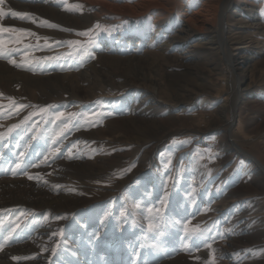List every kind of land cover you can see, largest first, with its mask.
<instances>
[{
	"label": "rangeland",
	"instance_id": "obj_1",
	"mask_svg": "<svg viewBox=\"0 0 264 264\" xmlns=\"http://www.w3.org/2000/svg\"><path fill=\"white\" fill-rule=\"evenodd\" d=\"M51 1L64 8V14L86 18L84 20H87V25H67L41 10H20L12 2L0 0V11L5 13L0 20L6 22H0V26L22 30L0 32V60L7 64L13 63V76L26 71L35 78L47 81L59 75L66 77L63 83L68 86L60 89L45 86L46 89L40 91V97L64 98L46 103L31 102L27 93L21 97L18 93L20 88L16 85L14 97L0 96V119L4 118L7 123L4 128L0 127V142H18L21 152L31 143L37 148L34 151L28 150V155L34 161L28 168L30 172L20 170L10 180L24 176L27 179L32 177L29 179L32 182L39 178L50 180L61 172L63 164L93 163L110 156L118 159L108 172L86 177V181L81 180L89 184L87 189L80 184H72L75 188L66 193L62 186L54 187L56 196L62 193L76 195L78 204L73 211L57 213L45 210L38 218L30 219L24 210L20 217L26 220L25 223L18 221L14 226L26 229L28 224L40 226L44 223H63L78 240L84 239V232H89L95 241L103 238L110 240L122 235L129 246L133 245L131 249L136 257L142 259V264H162L181 257L193 264H264V238L246 243L250 235L257 236L261 231L256 227V222L264 220V181L260 178L252 181L256 174L249 162L227 151L231 142L227 139L226 129L232 120V109L225 98L231 91L233 79L219 44L218 53L195 52V58L202 63L204 72H198L193 67L195 64L190 61L186 62V67H177L163 59L155 63L150 56L143 58L149 64L145 68L148 81L163 84L166 89L173 91L172 97H175V93L182 95L184 88L193 84H204V87H211L213 92H219L218 96L213 93L209 97L204 93L205 116L212 114L224 121L219 130L202 134L190 133L184 127H177L175 134L145 147L126 142L122 145H108L95 135L113 121L135 117L137 110L143 112L141 108H147L146 104L141 106L144 95L151 91L140 87L131 91L134 87L129 85L130 79L118 73H115L117 83L128 85L118 90L111 87L99 71H113L111 69L115 68H112V64L117 66V63L106 65L101 56H115L112 50L119 49L123 51V57H143L144 46L138 44L141 34L149 36V41L154 42L149 49L155 50L166 34H171L182 19L193 16V12L199 11L205 3L217 11L215 17L211 18L212 23L217 25L226 0H106L120 7L135 9L122 12L99 5L94 7L87 0ZM248 1L262 5L263 17L260 18L264 22V0ZM12 12L23 14V18L13 17ZM209 36L216 35L211 33ZM252 37L258 43L259 49L256 52L264 53L261 50L262 47L264 49V29L258 34H252ZM73 41L76 43H70ZM253 64L249 61L237 64L234 72L241 79ZM258 70L259 74L262 73L254 96L258 97V103L252 102L253 109L247 108L246 111V121L256 119V123L248 129L251 136L247 138L251 139L243 141L239 135L235 139L241 148L254 155L264 166L261 148L264 140V56L258 63ZM74 74L79 75L80 85H69L72 80L70 77ZM19 77L15 76L16 79ZM246 84L243 83L242 89ZM76 87L80 89L74 92ZM91 93H94V98H88ZM201 98L185 102L173 99V102L165 103V106L159 102L162 109L156 115H180L183 110L188 115L200 114L198 106L201 105ZM157 99L153 102L160 101ZM245 101L246 96L242 93L239 102L244 104ZM217 110L221 112L220 115H216ZM59 113L64 115L57 119ZM37 150L42 157H37ZM144 155L147 158L145 164H142L140 158ZM153 171L160 180L162 191H167L165 195L156 196L153 193L155 187L145 179L144 174ZM242 183L244 189L253 186L257 190H244L248 195L230 199L231 193ZM100 187L115 191L95 200V193L99 192ZM115 187H118V191ZM8 210L0 211V232L9 220L16 221L12 217L14 211ZM18 211L21 210L17 209L14 213ZM94 215L100 224L90 227L85 220ZM99 226L100 230L96 231ZM259 226L264 229L263 222ZM231 246L234 249L227 250ZM40 253L33 252L24 256L26 260H21L32 261Z\"/></svg>",
	"mask_w": 264,
	"mask_h": 264
},
{
	"label": "bare ground",
	"instance_id": "obj_2",
	"mask_svg": "<svg viewBox=\"0 0 264 264\" xmlns=\"http://www.w3.org/2000/svg\"><path fill=\"white\" fill-rule=\"evenodd\" d=\"M6 1L12 2L15 7L20 10H41L44 14L51 16L53 19L55 18L57 21L67 25H77V23H81L83 26L87 25V20H84L86 18L83 19V17H79L78 15V17H73L69 16L70 14H64L63 12L65 9L58 7L59 5L52 2L51 0ZM87 1L95 5L94 7L99 5L115 12L135 10L133 7H120L117 4L106 0ZM262 9V5H257L256 3H252L248 0H226V4L223 7L222 13L219 15L218 24L214 25V22L212 23L211 18L215 17L217 11H215V9H211V6L205 3L201 5V9L199 11L193 12V16H186L184 19H182L180 25H176L173 28L171 34H166L165 38L158 42L156 48L154 47L155 50H150L154 42H152V40L149 41V36L146 34H141L140 38L138 39V44L144 46L145 56L123 57L124 53L119 49L112 50V53H114L115 56H101V60L106 63V65L117 63V66H113L112 64V68H115L111 69L113 71H102V69L99 71V73L102 74L108 82H110L111 87H114L116 90H118L123 86L126 87L128 85V83H117L118 77L115 73H118L121 76L123 75L124 77L130 79L129 85L134 87L131 91H134L139 87L143 89L147 88L151 91L148 92L149 94L144 95L141 106L146 104L147 108L142 107L141 109L144 110L143 112H139L137 110L135 117L132 116L128 119L117 120L109 123L104 130H100L95 134L96 137L99 140L106 142L108 145H122L123 142H126L136 143L139 144L140 147H145L146 145L151 143L153 144V142H159L175 134V132L178 130L177 127H184L186 128L185 130L189 131L190 133L195 132L202 134H208L209 132L219 130L222 127V123L224 124V121H222L223 119L217 116L214 117L212 114L205 116L206 112L204 107V102H206V98L204 99V93L209 97L213 96V93L218 96L219 92H213L211 87H204V84H199L198 86L193 84L187 88H184L183 91L186 93L185 96L183 95L184 93L182 95L175 93L176 98L172 97L173 91L166 89L163 84L157 82L150 83L148 81L145 68H148L149 64L143 59L146 56H150V58L153 59L155 63L163 59L168 63L171 62L177 67H186L188 65L186 62L190 61L192 64H195L193 67L197 69L198 72H204V68L201 67L202 63H199L200 60L198 61V59L195 58V52L202 53L204 51L211 54L218 53L217 49L219 44V46H221L220 48L222 50V54L225 57L228 66L230 67V73L233 79L231 91L226 95L225 98L226 103L230 104L232 109V120L228 123L226 129L227 135L225 134L227 139H229L231 142L228 145L227 151H231L236 155H239V157L242 156L243 159L249 162L251 168H253V172L256 174V177H253L254 179L252 181L257 178H260L262 181H264V166L254 155L241 148L235 139L236 135L241 136L243 141L251 139L247 138L251 136V132H249L248 129L250 128L251 124L256 123V119L246 121L248 117L246 111L247 108H250L251 110L253 109V107H251L253 103H258V97L255 98V93L259 87L258 83L262 77V73L259 74L260 71L258 70V63L261 61L264 53H261L260 51L256 52L258 43L256 42L255 38L252 37V34H258L264 29V22H262L260 18L262 16ZM0 22L6 24V22L3 20H0ZM237 25L244 27L237 28ZM40 32L43 31L41 30ZM211 33H214L216 36L210 37L209 35ZM245 33L249 35H245ZM40 38L42 39L43 37ZM123 48L125 47L123 46ZM108 50H110V48ZM261 50H264L263 47ZM248 61L254 64L252 68L248 70L247 73H245L244 77L239 79L234 72V67H236L237 64L242 65ZM12 64L13 63L7 64L0 60V96H6L5 98L14 97V86L16 85L18 88H20L18 91L19 95L24 97L27 93V96H30L29 99H31V102L33 103H46L52 100L59 101L64 99H53L52 97L42 98L40 97V91H44L46 89L44 88L45 86L59 87V89L63 87L66 88L67 85L63 83V78L66 77L56 75L45 81L41 78H35L30 74H27L26 71H20L16 74L20 76L19 79L17 78V80L15 78L16 75L13 76L15 69L13 67L14 65ZM70 78H72V80H70L69 85H80L81 79L79 78L78 74H74ZM243 83H247L246 86L243 87L244 89L241 87L243 86ZM79 89L80 88L76 87L73 89V91L76 92ZM135 93L136 92H134V94ZM242 93H244L246 96V101L244 104L239 102V97H241ZM93 96L94 93H91L89 94L88 98H94ZM156 96L160 101L154 103L153 101L157 99ZM198 97H202L201 105L198 106V110H201L200 114L188 115L187 112L183 110L180 115H169L168 117H159V115H156V112L162 109V104H159V102H162L164 105L165 103L173 102V99H177L179 102H185L188 100H194L196 98L198 100ZM244 107L246 110H244ZM220 114L221 112H218L217 110L216 115ZM3 119H0V127L3 126L2 128H4L5 124L7 125L6 121ZM247 125L249 126L247 127ZM245 127H247L246 131L244 129ZM44 145L45 144L42 145L43 149L45 148ZM261 145L264 153V140H262ZM26 147L25 150L21 152L18 142H13L11 144L0 142V211L5 209H11L14 212L17 209L21 210L17 213H14L10 210L12 212V217L14 219L16 218V221L9 220L6 223L7 226H3L4 228L0 232V234H2V239H0V264H142V259L136 257L137 255L135 256L134 251L131 249L133 245L129 246L126 242V239H124L122 235H118L114 239L110 240H108L109 238H101V241H95L91 239L89 232H84V239L78 240L63 223H44L40 226H31L28 224L26 229H19L18 227L14 226V223L18 221L21 224L25 223L26 220L20 217V213L24 210L27 211L26 213L28 216H26L30 219L31 217L38 218L39 215H41V213H43L45 210H51L57 213L73 211L78 204L75 197L76 195H66L62 193V195L56 196L54 194L55 191H53L54 187L62 186V189L64 188V192L66 193L75 188L72 187V184H80V186H82L84 189H87L89 184L83 182V179L108 172L112 169V166L115 164V162H117L118 159L115 158L116 156H110L104 157L102 159L100 158L93 163L63 164L61 172L56 174V177L51 178L50 180L39 178V180L32 182L25 176L21 179L10 180V177L14 174H18L20 170H23L24 173L27 172L31 163L34 162L31 160L32 156L28 155L30 154L28 150L34 151L37 148L35 146L33 147L32 143ZM147 152H149V150ZM16 153L19 154L16 155ZM37 153L38 158L42 157L38 150ZM146 158L147 155H144L142 158H140V162L145 164ZM142 168L144 169V167H141V169ZM28 172H30V170H28ZM144 177L149 181L151 186L155 187L153 193L156 196L163 195V193L165 195L167 193L166 190L163 192V189H161L159 186L160 180L154 171L150 173L146 172ZM120 184L122 183H119V185ZM115 188H117L116 191H118V187ZM246 188L247 189H244V184L242 183L231 193L229 198L233 200L235 198L244 197L248 195V193L245 191H250L252 188V190H257L256 187L254 188L253 186ZM98 191L99 192L95 193V200L106 197L115 190H109L100 187ZM76 193H79V191ZM173 210L175 211V208H173ZM85 222L89 224L90 227L100 224L98 223L95 215L92 217H87ZM262 222L264 223V220L256 222V227L258 230L261 229L260 234L257 236L250 235V237H248L249 240L245 238L246 243L249 244L250 241L257 242L258 240L260 241L262 238H264V229L261 228L262 226H259ZM100 228V226L97 227L96 231H99ZM233 249L234 246H231L227 250L232 251ZM40 251L42 253L38 254L34 260L28 262L24 261L27 259L24 256H28L33 252ZM22 258L24 259L23 261L21 260ZM162 264L193 263H190L186 258L181 257L173 262H166Z\"/></svg>",
	"mask_w": 264,
	"mask_h": 264
},
{
	"label": "snow or ice",
	"instance_id": "obj_3",
	"mask_svg": "<svg viewBox=\"0 0 264 264\" xmlns=\"http://www.w3.org/2000/svg\"><path fill=\"white\" fill-rule=\"evenodd\" d=\"M4 15H5V13L2 12V11H0V17H3ZM11 15H12L13 17H15V16H20L21 18H23V14H20V13L12 12ZM97 27H99V25H97ZM20 31H22V30L0 26V32H20ZM0 43H2V42H0ZM70 43H76V42L73 41V42H70ZM41 111H44V109H41ZM63 115H64L63 113H59L58 116H57V119H59V117H60V116H63ZM31 178H32V177H29V179H31ZM149 211H151V210H149ZM149 227L151 228L152 226L149 225ZM17 259H18V258H17Z\"/></svg>",
	"mask_w": 264,
	"mask_h": 264
}]
</instances>
